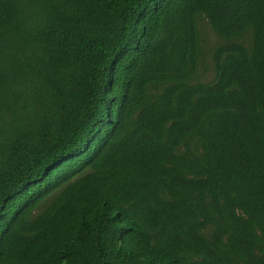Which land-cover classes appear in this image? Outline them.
Segmentation results:
<instances>
[{
	"label": "trees",
	"instance_id": "trees-1",
	"mask_svg": "<svg viewBox=\"0 0 264 264\" xmlns=\"http://www.w3.org/2000/svg\"><path fill=\"white\" fill-rule=\"evenodd\" d=\"M0 264H264V0H0Z\"/></svg>",
	"mask_w": 264,
	"mask_h": 264
},
{
	"label": "rangeland",
	"instance_id": "rangeland-1",
	"mask_svg": "<svg viewBox=\"0 0 264 264\" xmlns=\"http://www.w3.org/2000/svg\"><path fill=\"white\" fill-rule=\"evenodd\" d=\"M199 28L202 35L203 65L200 68V80L209 81L213 78V69L209 52L218 44L220 39L214 34L205 19L199 22Z\"/></svg>",
	"mask_w": 264,
	"mask_h": 264
}]
</instances>
